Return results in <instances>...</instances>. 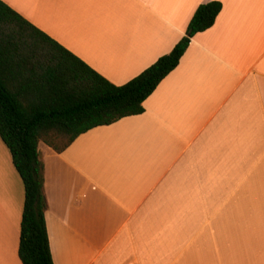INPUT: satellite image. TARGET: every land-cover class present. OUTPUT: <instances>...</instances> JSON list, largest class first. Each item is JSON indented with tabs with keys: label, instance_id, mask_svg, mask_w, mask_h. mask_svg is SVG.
I'll use <instances>...</instances> for the list:
<instances>
[{
	"label": "crops",
	"instance_id": "0c3cea01",
	"mask_svg": "<svg viewBox=\"0 0 264 264\" xmlns=\"http://www.w3.org/2000/svg\"><path fill=\"white\" fill-rule=\"evenodd\" d=\"M115 85L167 54L209 0H3ZM131 115L39 144L54 264H264V0H218ZM24 188L0 138V264Z\"/></svg>",
	"mask_w": 264,
	"mask_h": 264
},
{
	"label": "trees",
	"instance_id": "16d2710c",
	"mask_svg": "<svg viewBox=\"0 0 264 264\" xmlns=\"http://www.w3.org/2000/svg\"><path fill=\"white\" fill-rule=\"evenodd\" d=\"M221 9L218 0L199 4L170 52L115 85L0 0V138L24 188L18 244L22 264H54L39 144L61 153L94 127L141 114L144 101L177 67L191 38L213 26Z\"/></svg>",
	"mask_w": 264,
	"mask_h": 264
},
{
	"label": "water",
	"instance_id": "95a60500",
	"mask_svg": "<svg viewBox=\"0 0 264 264\" xmlns=\"http://www.w3.org/2000/svg\"><path fill=\"white\" fill-rule=\"evenodd\" d=\"M38 157L41 159V153L39 150H38Z\"/></svg>",
	"mask_w": 264,
	"mask_h": 264
}]
</instances>
